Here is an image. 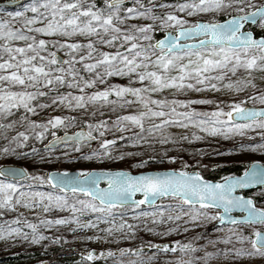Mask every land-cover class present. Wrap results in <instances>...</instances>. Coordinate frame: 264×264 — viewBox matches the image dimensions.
I'll return each mask as SVG.
<instances>
[{
	"label": "snow or ice",
	"instance_id": "1",
	"mask_svg": "<svg viewBox=\"0 0 264 264\" xmlns=\"http://www.w3.org/2000/svg\"><path fill=\"white\" fill-rule=\"evenodd\" d=\"M124 3L125 0H102V3H98V0H28L18 10L5 11L0 6V12H4V16L0 17V139L4 140L0 146V157L36 156L43 159L38 156L39 150L35 146L28 147L30 137L41 140L49 128L57 125L66 127L75 119L67 115H53L46 121L30 118L39 109L53 105L57 108L63 105L69 109H87L91 105L93 114L96 105L103 107L110 104L113 111L117 106H136V111L116 116L111 124L108 120H97L95 123L85 120L88 131L80 130L72 135L65 133L64 137H58L53 132V140L44 145V150L49 154L56 144L71 147L66 141H73L76 150H79L82 142L94 138L93 130L103 133L111 127L126 133L112 140H103L101 150H92L86 159L122 160L125 156L136 155L133 152L113 153L110 149L117 140L140 145L156 143L158 137L161 144L169 141L175 143L174 134L167 131L173 125L181 128L192 125L213 135L242 136L248 130H264V107L245 106L246 101L264 104V93L253 92L242 100L228 101L227 110L223 106L224 101L212 98L176 99L173 96L169 99L153 95L165 89L177 92L234 89L240 92L248 85L254 89L256 85L253 80L244 77L233 80L228 77V72L235 75L238 69H243L246 76H251L253 70L264 71V35L257 37L251 28L245 30L248 24L257 23L264 30V3H254L252 0H183L175 4H153L152 0H148L145 5L143 0H135L128 7H124ZM155 8L173 10L159 15L153 10ZM29 12L31 15H28ZM177 12L189 16L200 13L212 15L210 19L188 20L183 15H177ZM218 13H224L228 18L217 20L215 15ZM133 17H142L151 22L128 24ZM157 21L167 33L161 39H154L152 35L158 30ZM18 22L20 26H15ZM172 28L175 34L169 30ZM181 39L185 42L181 43ZM101 46L114 50H105ZM62 50L65 51L63 57L58 54ZM82 71L90 75L86 77L81 74ZM109 77H127L128 83H106ZM134 82L138 86H133ZM98 84L106 86L99 88L96 87ZM64 86L78 91H59ZM90 87L95 90L86 91ZM38 98H47L49 103L43 99L36 103ZM193 104H215L217 107L211 111H198L192 107ZM181 108L184 110H179ZM21 109L19 119L13 118ZM18 124L21 130L9 137L8 131ZM130 127L138 131L129 133ZM38 128L40 131H36ZM176 135L179 140L189 138L187 133ZM259 135L264 141V131ZM192 139L203 137L194 132ZM239 147L264 152V142L242 143ZM155 159V156H148L134 166L141 167ZM167 159L177 158L167 156ZM187 168L185 162L181 169L150 170L139 174L127 169L80 168L75 172L57 169L43 175H33L23 165L0 164V216L4 215V210L14 209L22 197H39L41 202L47 199L45 211L49 210V206H55L70 209L75 214L39 221L49 227L74 222L76 227L96 228L102 219L107 222L117 212L121 215L131 212L137 223H140V216L151 217L153 223L161 224L188 216L184 223L189 227H196L194 222L205 219L218 220L221 225L244 222L264 224V207H256L250 196L237 194V189L248 185H264V163L252 161L242 175H227L221 178L222 182L206 180L200 171L190 172ZM27 179H38L41 184L62 189L65 193L71 192L73 196L84 194L87 199H73L69 203L66 195L25 192L20 181ZM101 181H106V186L101 187ZM17 192L19 194L14 197L12 194ZM138 193L141 194L140 199L135 198ZM169 196L178 198L179 207L190 206V211L168 214L167 219L163 205L153 211H138L142 205L152 206L157 199ZM23 203L28 207L38 206L29 199H24ZM209 208L221 211L211 212ZM234 209H241L245 215L232 216ZM89 211L97 214L96 223H81L79 216ZM143 223L147 226L148 221L144 220ZM14 224L17 226L13 227ZM18 225L19 217L0 222V236L22 234V228ZM27 226L32 230V242L39 243L45 239L43 233L37 232L36 224L27 223ZM125 228L127 234L119 239H132L136 226L123 218L118 225L113 218L109 226L101 231L112 234ZM177 230H180V225L162 231L147 228L149 232L157 231L162 235ZM233 234L230 229L227 236L217 239L227 242ZM235 235L239 241H250V248L225 247L215 252L205 251L203 256L190 257L187 261L176 257L175 264H192L193 259L207 264L210 258L217 255H223L226 260L264 256V232L254 229L250 236ZM24 238L28 239V234H24ZM52 239L58 241L60 238ZM88 239L101 237L90 236ZM144 247L145 243L141 241L138 247L120 248L119 253H132L136 259L119 261V264H142L144 260L157 258L156 253L142 256ZM147 247L155 248L157 252L179 250L186 253L195 252L201 246L176 240L169 243L148 241ZM233 252L235 255H230ZM114 254L115 250L112 249L101 253ZM81 256L91 261L95 258V252L90 250L81 253ZM164 264L170 262L166 260Z\"/></svg>",
	"mask_w": 264,
	"mask_h": 264
},
{
	"label": "rangeland",
	"instance_id": "2",
	"mask_svg": "<svg viewBox=\"0 0 264 264\" xmlns=\"http://www.w3.org/2000/svg\"><path fill=\"white\" fill-rule=\"evenodd\" d=\"M4 1V0H0ZM102 3V0H98ZM25 3V2H24ZM24 3L15 5L13 7H3L5 11L18 10L20 6ZM135 3V0L124 3V7L131 6ZM145 5L148 4V0H143ZM153 4L162 3L161 0H152ZM176 3V2H175ZM169 3V4H175ZM254 3H264V0H255ZM159 15H163L164 12L172 11L173 9L169 8H155L153 9ZM123 14V13H122ZM177 15H183L185 19L196 20L199 18L210 19L212 14H196L189 16L186 13L177 12ZM28 15H31L29 12ZM4 16V12H0V17ZM6 18V17H5ZM151 21L142 17H133L129 19L128 24H139V23H150ZM125 25V27L128 26ZM15 26H20L19 22ZM158 30H163L159 27L157 21L156 24ZM256 28L261 29L259 24L254 25ZM174 32L175 29H169ZM262 30V29H261ZM166 32V31H165ZM47 38V37H45ZM77 39H83L82 37H76ZM105 50H114L109 49L107 46ZM60 56H65V51L62 50L58 53ZM83 54V53H80ZM99 70V69H97ZM82 75L88 77L90 74L84 71L81 72ZM228 77L235 80L237 77H244L246 79L253 80L256 87L253 89L251 85L243 88L242 91L237 92L234 89H220L218 91L213 90H204L201 92H196L194 90H189L187 92H177L174 89H165L161 92L154 93L153 95L156 98L168 97L169 99H192V98H212L214 100L224 101V107L227 110V102L231 100H242L245 95L251 96L253 92L264 93V71L259 69L253 70L251 76H246L245 70L238 69L237 73L233 75L231 72H228ZM106 83H128L127 77H109ZM106 86L105 84H98L96 87L102 88ZM133 86H138L135 82ZM95 88H88L86 91H93ZM59 91H78L77 89H69L67 86H64L59 89ZM55 93H53L54 95ZM115 98L114 96L112 97ZM43 99L45 103H49L47 98H38L36 103H39ZM59 103V102H57ZM245 106H264L256 101H246ZM192 107L196 108L198 111H211L217 105L215 104H193ZM93 106H89L87 109H69L63 105L59 108L55 105L39 109L36 113L31 115V119L38 121H46L50 116L53 115H67L74 117V121L67 123V126L57 125L51 127L45 133L43 139L36 140L33 137H30V142L28 147L35 146L38 151V156L43 159H38L36 156L29 157H9L4 158L0 157V164H15L23 165L28 168V171L33 175H42L45 172H49L54 169L63 170H77L80 168H89V169H127L131 172H140L146 170H155V169H165V168H174L181 169L183 164L186 162L188 168H197L202 166L204 163L208 162L213 165H219L222 163L242 161L248 162L251 160H260L264 162V152L256 151L250 148L245 147L241 149L239 146L243 143L245 145L249 143L259 144L262 141L259 133L264 131L262 129L256 128L248 130L244 135L239 134H209L203 132L200 128L190 125L187 128L177 127L175 125L170 126L167 131L173 133V141L167 143H159V138L157 137L156 143L151 144H140V145H130L126 140H117L116 144L111 147L113 153L118 152H133L136 155L125 156L122 160L113 159H86L85 157L92 150L100 151L101 144L103 140L109 139L112 140L117 136H124L126 133L121 132L119 129L109 128V130L101 133L100 131L93 130V133L96 139L92 142L83 143L80 145L79 150H76V145L74 143L70 144L71 147H65L60 145L56 148H51V154L44 150V145L48 142L50 138L53 137L52 133L55 132L56 135L73 131L79 127L86 128L87 125L84 123L85 120H89L92 123H95L97 120H108L109 124L113 123L115 117L123 114L124 112L136 111V106L129 107H120L117 106L115 111H113L112 105H105L101 107L100 105L95 106V114L92 112ZM179 110H184L183 108ZM23 109L19 110L15 119H19L20 112ZM21 130V126L18 124L14 129L8 131L9 137L14 135L16 131ZM40 131V129H36ZM137 128H129L128 132H136ZM196 133L199 136H202L203 139H192V133ZM188 134L187 140H179L176 134ZM98 143V144H97ZM4 144V140L0 139V146ZM66 154V155H65ZM83 154V155H82ZM148 156H155L156 159L149 163L143 164L141 167H135V163L139 160H144ZM167 156H175L177 159L168 160ZM24 185V191H44L52 192L53 195L67 196L69 203L73 202V199H87L84 194H73L71 192L65 193L57 188H53L48 184H41L38 179H27L20 181ZM264 187L252 190L249 192V195L255 197L259 200L256 205L258 207H264ZM19 192L13 193L15 197ZM24 199L32 200L34 203H37L38 206L28 207L23 203ZM178 198L169 197L160 199L155 205L150 207L140 206L138 211H153L157 206L163 205L165 207V219H167L168 214L175 215L176 213L184 212L188 213L190 211V206H177ZM47 203V199L44 201H39V197H22L19 204H15L14 209L4 210V215L0 216V222H5L9 219L19 217V227L22 228V234L16 235H3L0 236V264H95L86 258H82L81 253H87L90 250H94L97 260H101L98 264H119V261H129L136 259L135 255L132 253H119L120 248L126 247H138L143 241L145 247L142 256H150L153 253H156L157 258L154 260H144L142 264H164L167 260L170 264H175V258L181 257L187 261L190 257L203 256L205 251H213L216 249L223 250L227 248H250V241H239L236 239L235 234L250 236L253 233L254 229H259L264 231V224H235V225H217V220L205 219L194 222L196 227H189L188 224H185L184 221L188 220V216H182L179 220L168 221L167 224L153 223L151 217H138L140 223H137L131 212L121 215L117 212L113 214L112 218H109L107 222L103 219L98 223L96 228L92 227H76L74 222H69L63 225H52L46 226L39 221L49 218L56 219L57 217L69 215H75L71 213L70 209H60L55 206H49V210H44V204ZM171 204L172 207H168ZM79 207V205H77ZM208 211L216 212L219 210L209 208ZM159 214V213H157ZM94 213L85 212L79 216L81 223L87 221H92L96 223ZM115 219L116 224L118 225L121 218L127 220L129 223L136 226V233L132 239H119L120 236L127 234V229L125 228L122 231H114L112 234H108L101 229H105L109 226L112 219ZM147 220V226L144 225L143 221ZM27 223L36 224V229L38 233H43L45 239L41 240L39 243L32 242V230L27 226ZM193 223V222H190ZM175 225H180V230L170 232L168 235H162L160 232L154 231L149 232L147 228H155L163 230L165 228L174 227ZM16 227L17 225H12ZM187 228V231L182 229ZM69 229H74L69 231ZM216 229V230H214ZM231 229L234 233L230 239L225 242L223 239H217L218 237H225L229 234ZM24 234H28V239L24 238ZM90 236H99L101 239H92L89 240ZM52 237H59L58 241H54ZM199 237V238H197ZM179 240L181 243L191 242L194 245H199L201 247L197 248L195 252H186L181 253L179 250L176 252H164L163 250L157 252L155 248L149 249L147 247V242L152 241L153 243H169L172 241ZM212 241L213 243H208ZM109 249L115 250L114 255H101V253H107ZM230 255L234 256L235 253ZM192 264H205L204 261L193 259ZM207 264H264V256H254V257H241L235 260L225 259L223 255H217L210 258L207 261Z\"/></svg>",
	"mask_w": 264,
	"mask_h": 264
},
{
	"label": "water",
	"instance_id": "3",
	"mask_svg": "<svg viewBox=\"0 0 264 264\" xmlns=\"http://www.w3.org/2000/svg\"><path fill=\"white\" fill-rule=\"evenodd\" d=\"M129 1H132V0H125V3H127V2H129ZM22 2V0H4V1H1L0 2V6H3V7H6V8H8V7H13V6H15V5H18V4H20ZM228 17H226V18H224V19H227ZM223 19V20H224ZM248 26H254V25H251V24H248L247 26H246V28H245V30H247L248 29ZM167 33L165 32L159 39H161V38H163L165 35H166ZM173 34H175V31L173 32ZM255 35V34H254ZM264 35V34H263ZM255 36H257V37H259L260 35H255ZM181 43H184L185 41L183 40V39H181V41H180ZM246 107H253V106H246ZM255 107H264V106H255ZM242 122V121H241ZM80 130H84V131H88L86 128H83V127H79V128H77V129H75V130H73V131H68V132H63V133H60V134H58V135H56V136H58V137H64L65 136V133H67V134H69V135H72V134H74V133H76V132H78V131H80ZM93 135V139H89V140H87V142H91V141H94L95 139H96V137H95V135L94 134H92ZM51 140H53V137L52 138H50L49 140H48V142L49 141H51ZM48 142L46 143V144H48ZM87 142H82L81 144H83V143H87ZM66 143H68V144H72V143H74L73 141H66ZM45 144V145H46ZM75 144V143H74ZM60 145H64L63 143L62 144H56V145H53V147L52 148H56V147H58V146H60ZM252 161H259V162H261V163H264L263 161H260V160H251V161H248V162H246V167H248L250 164H251V162ZM8 165H13V166H18V165H15V164H8ZM166 169H174V168H165V169H155V170H166ZM54 170H56V169H54ZM113 170H115V169H113ZM51 171H53V170H51ZM70 171H72V172H75L76 170H70ZM129 171V170H128ZM146 171H150V170H146ZM187 171H190V172H192V171H196V170H187ZM50 172V171H49ZM131 172V171H130ZM141 172H145V171H140V172H132L133 174H139V173H141ZM243 174V172L242 173H239V174H235V175H242ZM205 178V177H204ZM206 180H210V181H213V182H216V181H221V179H218V180H214V179H210V178H205ZM222 182V181H221ZM104 186H106V181H101V187H104ZM264 185H248L246 188H243V189H237V194H243V195H245V196H250L249 195V191H251V190H255V189H258V188H261V187H263ZM57 189H59V188H57ZM59 190H61V191H63L62 189H59ZM64 192V191H63ZM140 196H141V194H137L136 195V199H140ZM170 197V196H169ZM169 197H164V198H169ZM250 197H252V196H250ZM160 199H163V198H160ZM160 199H157L156 200V202H155V204L160 200ZM252 199L254 200V198L252 197ZM254 202H255V200H254ZM154 204V205H155ZM256 204V203H255ZM143 206H145V207H150L149 205H143ZM153 206V205H152ZM256 207H258L257 205H256ZM258 208H260V207H258ZM213 209V208H212ZM216 210H219V211H221L220 209H216ZM231 215L232 216H237V217H239V216H244L245 215V213L241 210V209H234L233 210V212L231 213ZM244 223H249V224H258V223H252V222H244ZM216 224L217 225H221L220 224V222L217 220L216 221ZM237 224H243V223H237ZM223 225H235V224H230V223H224ZM262 231V230H261ZM262 232H264V231H262Z\"/></svg>",
	"mask_w": 264,
	"mask_h": 264
},
{
	"label": "trees",
	"instance_id": "4",
	"mask_svg": "<svg viewBox=\"0 0 264 264\" xmlns=\"http://www.w3.org/2000/svg\"><path fill=\"white\" fill-rule=\"evenodd\" d=\"M147 1V0H145ZM162 3H177V2H183V0H161ZM255 0H252L254 2ZM27 3L28 0H23L22 3ZM21 3V4H22ZM98 3H100L98 1ZM228 17L224 13H218L215 15V18L217 20H223L224 18ZM252 31L254 32L255 35H261L264 33V30L258 29L255 26L250 27ZM165 31L163 30H157L152 33L154 39H159ZM154 43V40H153ZM98 144V143H97ZM246 168V162L242 161H235V162H228V163H222L219 165H213L211 166V163H204L202 166L197 167V168H187L186 170H198L200 171L201 175L205 178H210L214 180L221 179L222 177H225L227 175H235L244 172V169ZM43 175V174H42ZM255 202L258 201L257 198H254Z\"/></svg>",
	"mask_w": 264,
	"mask_h": 264
},
{
	"label": "flooded vegetation",
	"instance_id": "5",
	"mask_svg": "<svg viewBox=\"0 0 264 264\" xmlns=\"http://www.w3.org/2000/svg\"><path fill=\"white\" fill-rule=\"evenodd\" d=\"M258 202H259V200L256 201V203H258ZM96 257H97V256H95V258H94L93 260H91V262H93V263H95V264H98L101 260H97Z\"/></svg>",
	"mask_w": 264,
	"mask_h": 264
}]
</instances>
